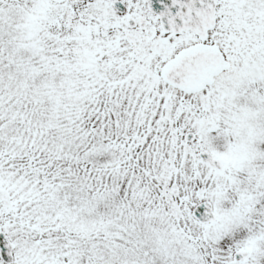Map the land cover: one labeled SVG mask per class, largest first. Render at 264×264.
Masks as SVG:
<instances>
[{"label": "snow or ice", "instance_id": "1", "mask_svg": "<svg viewBox=\"0 0 264 264\" xmlns=\"http://www.w3.org/2000/svg\"><path fill=\"white\" fill-rule=\"evenodd\" d=\"M0 264H264V0H0Z\"/></svg>", "mask_w": 264, "mask_h": 264}]
</instances>
